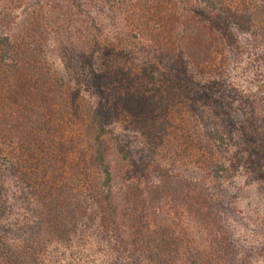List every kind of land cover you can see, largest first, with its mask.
<instances>
[{
	"label": "rangeland",
	"instance_id": "374dc122",
	"mask_svg": "<svg viewBox=\"0 0 264 264\" xmlns=\"http://www.w3.org/2000/svg\"><path fill=\"white\" fill-rule=\"evenodd\" d=\"M198 2L0 0V30L32 56L18 77H6L10 69L0 64V264H138L134 251L119 247L116 231L91 219L96 205L87 202L88 178H99L89 170L95 75L108 84L103 97L123 149L118 154L107 139L117 232L136 240L140 260L151 252L170 264H264V116L252 76L256 66L264 73V48L249 44L228 61L233 72L216 93L188 100L165 78L148 39L157 32L155 12L166 16ZM228 7L237 11L241 0ZM246 32L235 38L245 43ZM93 36L99 50L91 57ZM22 72L33 79L26 82ZM213 128L223 136L213 158L230 169L218 183L197 154ZM186 183L206 196L202 207ZM56 201L66 210L54 209ZM193 210H209L204 224L190 217Z\"/></svg>",
	"mask_w": 264,
	"mask_h": 264
},
{
	"label": "trees",
	"instance_id": "16d2710c",
	"mask_svg": "<svg viewBox=\"0 0 264 264\" xmlns=\"http://www.w3.org/2000/svg\"><path fill=\"white\" fill-rule=\"evenodd\" d=\"M186 1L188 2V0ZM231 1L233 2L234 0H200L198 6L194 3L186 4L184 10L178 13L174 10L168 12V14L166 13V16H163L164 14H160V12L154 13L155 21H157V32H152V30L148 29L150 30L148 32L149 42L156 47L155 53H157L158 62L163 61L162 63L167 68L165 78L169 79L173 85L182 86L188 94V100L189 98L190 100L194 98L206 100L211 94L216 93L218 91L216 88L217 84L224 83L225 76L229 75V72H233L234 66H229L228 61L240 55L242 56L247 48L250 49L249 44L254 49L264 48V0H250V2L241 0V7L237 11L228 7ZM251 12L253 17L243 20L248 14L251 15ZM0 15H2V12H0ZM146 22L143 28L148 26V21ZM249 27H252L250 32ZM242 29L247 31L248 38H246L245 43L243 41L239 42L235 38V35ZM171 43L174 44V47L164 50V47L166 45L169 46ZM90 45V56L92 57L99 50V42L95 36L92 37ZM30 57L32 56L30 52H27L26 48L24 50L15 48L12 43V35L0 30V64L10 69L9 75H6V77H18L20 67L23 65L21 62L28 61ZM260 59L263 60L264 66V55L258 58L259 61ZM261 69H263L262 66H256L254 71L256 73L252 76L253 82L257 83L256 86L258 85L257 88L262 89L261 92L258 91L262 94L258 98L262 102L261 107L264 116V73ZM154 71L158 74L161 73V69L157 66L154 67ZM152 74L149 76H153ZM23 76L26 82L33 79L31 76L23 75L22 72L20 77L23 78ZM157 78L159 79V77ZM93 80L100 95L93 102V106L87 113L90 120L91 136L89 170L91 174L92 170L96 169L99 178L98 180H95L92 176L91 180L88 178L90 182L88 194L90 199L87 202L90 208L96 205L94 212L97 214L93 213L94 215L91 216V219L96 217L105 230L111 227V230L116 231V235L120 237L118 241L119 247L125 251L127 249L129 252L134 251L132 255H134L138 264H170V261L159 253L152 254L150 252L146 258L144 257L140 260V249L135 246L136 240L125 239L117 232L120 223L117 220V211L112 197L113 176L112 166L107 159V139L111 138L115 141V149L118 154H122L123 149L114 134V127L110 120L111 116L107 109V99L103 97L104 88L108 84L103 76L95 75ZM11 97L14 98V101L16 100L17 103H20L19 106L24 104V100L18 101L20 100L19 97ZM222 113L225 114L224 112ZM223 114L220 116L225 119ZM226 119L232 121V118L227 117ZM205 133L206 135L202 136V143L201 145L199 144L197 154L201 157L200 163L203 164L210 178L218 183L230 171L226 162L215 160L212 155L214 152L213 144L215 141H223V136L218 128H213ZM251 155L252 157L249 158L250 162L256 164L260 155H257L256 149L251 150ZM87 176L89 177V175ZM186 185L189 189L188 192L197 193L198 200L202 201V207L204 202H206V196L196 184L186 183ZM127 193L131 196L135 194L134 192L130 193V189ZM129 201V203H133L131 199ZM53 208H57L59 212L66 210L58 201L54 203ZM193 211L189 212V215L193 214L190 217H194L192 219H195V222L199 224H204L205 215L210 213L209 210ZM100 212H103L104 215L100 214ZM130 220L134 221L132 218ZM106 221H110L113 226H110ZM131 226L136 228L133 222ZM138 231L140 232L141 230ZM128 245H131V248H127ZM161 248L164 250L163 247ZM230 251L233 252L234 250L231 248Z\"/></svg>",
	"mask_w": 264,
	"mask_h": 264
}]
</instances>
